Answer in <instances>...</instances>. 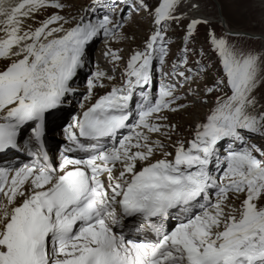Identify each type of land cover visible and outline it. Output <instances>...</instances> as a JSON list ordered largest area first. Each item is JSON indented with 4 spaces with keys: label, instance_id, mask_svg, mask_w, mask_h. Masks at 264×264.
<instances>
[{
    "label": "snow or ice",
    "instance_id": "obj_1",
    "mask_svg": "<svg viewBox=\"0 0 264 264\" xmlns=\"http://www.w3.org/2000/svg\"><path fill=\"white\" fill-rule=\"evenodd\" d=\"M121 2L128 12L121 9L119 20L105 15L95 21L61 15L62 0H19L8 7L0 2V61L8 62L0 70V153L19 149L29 124L34 142L42 145L46 114L75 91L72 82L95 38L116 36L141 11L156 26L144 50L129 58L123 83L65 130L74 145L66 151L84 155H65L54 166L46 155L30 152L33 163L0 168V264H264V148L250 143L254 136L264 139V112L257 111L255 95L264 82V56L236 49L210 30L222 75L202 97L192 84L209 69L200 61L188 66V44L209 21L191 18L179 62L167 74L171 82L153 95L145 89L154 61L166 63L167 30L186 18L184 0ZM188 7L201 5L191 0ZM48 10L38 27H25ZM105 56L121 59L114 52ZM105 79L115 77L97 71L85 99L105 87ZM138 89L142 102L133 113ZM204 97L214 101L191 138L173 140L177 126L167 123L168 114L187 111L196 101L208 105ZM80 138L93 142L91 148ZM125 218L139 220L143 227L134 231H150L152 238L116 232ZM173 218L175 226L166 228Z\"/></svg>",
    "mask_w": 264,
    "mask_h": 264
},
{
    "label": "rangeland",
    "instance_id": "obj_2",
    "mask_svg": "<svg viewBox=\"0 0 264 264\" xmlns=\"http://www.w3.org/2000/svg\"><path fill=\"white\" fill-rule=\"evenodd\" d=\"M91 1L92 0H62V3L65 4V9L61 13V15H64L67 18L75 17L76 19L84 16L87 18H91L94 21L98 18H103L105 15H102L101 13L105 11V8L95 7V9L93 10L94 7ZM132 2L133 0H127V4H132ZM190 2L191 0H184L180 9V11L185 14L186 18L182 20L178 25L176 23H173L170 27H168L166 40L170 41V43L168 44L169 55L166 58V66L162 65L163 77L165 78L166 76V81L164 83H167L169 81L167 74L172 70L173 64L179 62L181 50L184 47V38L187 34V25L190 21L189 15L192 16L196 13H199L209 21V24L200 25L198 27V30L194 33L190 43L188 44V47L190 49L188 54V66L197 67L195 62L200 61L209 69L206 78L197 77V83L192 84L193 90L199 91L201 96L203 97V90L205 86H210L218 76L222 75V69L219 59L216 53L212 51L208 40L209 31L214 30L217 36H223L224 38H226L228 42L236 49H240L243 51L251 50L264 56V0H194V2H197L201 5L199 10H193L189 8L188 4ZM8 3L9 4L5 5L6 7L15 5V3L11 4L10 0L8 1ZM146 3H148L149 6H153L157 3V0H146ZM117 9L119 10L110 14V16L114 15V18L116 20L120 19L121 9L125 10V14H127L128 12L127 7L120 8L118 6ZM52 11L53 10H48L46 12L36 14L34 20L25 21V27H28L29 25L32 28L38 27L39 21L46 19V17L50 15ZM219 14L223 15V18L228 24L227 25L225 22V28L221 27V24H219L218 22ZM99 15H101V17H99ZM155 28L156 26L152 22L151 15L147 12L141 11L139 14H135L133 16V21L131 23L125 21L123 28L117 31L116 36L105 37L101 34L100 36L95 38L93 42L86 48L85 67L78 71L76 77H74V79L80 78L78 81V84L80 85H78V89L83 90V93L85 92L84 89L86 88L87 82L89 80L88 76L93 77L96 73L95 64L96 59H98L97 57H102V55H105L106 52H114L117 56L121 57V59L114 62L112 60V57L110 56L112 65L110 68L107 63L103 64L102 62L103 66L102 70L100 71H104V73L106 74L111 73V75H114L115 77V79L112 81L105 79L102 82L106 81L109 84L113 82L116 83L113 86L118 85V83L122 81V77H119L120 69L124 70V66L127 65L128 59L135 52L144 50L145 43L151 33L155 30ZM201 49L203 50V54H201ZM5 63H7V61ZM89 65L90 67L91 65H93L92 67L94 68L93 71L90 70L91 74L85 73ZM159 65L160 63L158 59L155 60L152 74L157 73V67ZM4 68L5 66L3 67V69ZM164 72L166 73L165 75ZM83 73H85V75L82 77ZM164 78H161L160 80H163ZM73 81L74 83H77L76 80ZM108 83L105 84V87L103 88L98 87V89L102 90L99 95L111 88L110 86H108ZM186 91L187 89L182 90L181 94ZM83 95L85 96V93ZM83 95L82 100V97L80 95L74 94L73 98L70 101L73 104L72 107H76L79 109L81 105L84 106L85 101ZM255 95L257 97V100L260 102L257 111L264 112V82L259 83ZM80 98L81 103L76 105V101H79ZM204 98L209 101L208 105H204L196 101L187 111L168 114L169 120L167 121V123L175 124L177 126L176 132L173 134V140L177 138L189 139L192 136V129L194 125L199 120L203 119L205 113L208 112L210 106L214 101V97ZM191 99L193 101L196 100L195 97H192ZM185 102L187 103L188 101ZM59 119L60 116L57 119H52V121L58 122ZM155 138L164 139L163 137ZM164 142L170 143L166 140ZM250 143L264 148V139H261L258 136L252 137ZM236 203L238 204L239 201H237Z\"/></svg>",
    "mask_w": 264,
    "mask_h": 264
},
{
    "label": "bare ground",
    "instance_id": "obj_3",
    "mask_svg": "<svg viewBox=\"0 0 264 264\" xmlns=\"http://www.w3.org/2000/svg\"><path fill=\"white\" fill-rule=\"evenodd\" d=\"M8 1L9 0H5V1H3V3L6 5V4H9L8 3ZM13 1V2H12ZM10 2H11V4H13V3H18L19 2V0H10ZM221 17V18H220ZM220 17H218L219 19V24H221V23H223V24H225V22H226V20L223 18V15L221 14V16ZM191 18H204L202 15H200L199 13L197 14H194V15H192V16H190L189 15V19H191ZM0 19H2V18H0ZM226 24H227V22H226ZM225 24V25H226ZM228 25V24H227ZM230 29V28H229ZM4 36V33L2 32V31H0V38H2ZM98 59H96V65H95V71L97 72V71H100V70H102V66H103V64H108L110 67L112 66L111 65V57L110 56H105V55H102V57L101 56H99V57H97ZM6 61H0V70H3V67L4 66H6V64L8 63H5ZM102 62H103V64H102ZM94 70V68L91 66V71H93ZM121 70V72H124L125 71V68H124V70L123 69H120ZM112 71V70H111ZM110 71V72H111ZM104 72V71H103ZM113 72V71H112ZM166 73L164 72V75H165ZM108 76H112L111 75V73H109V74H107ZM113 77H114V75H113ZM93 77H89V80L90 79H92ZM79 79L80 78H75V80L77 81H79ZM166 76H165V78L163 79V80H160L161 82H165L166 80ZM88 80V81H89ZM121 80H123V79H121ZM75 81V82H76ZM104 84H107L108 82H106V81H104L103 82ZM114 84H116V83H113V82H111V84H109L108 83V86H110V87H112ZM111 90V88L110 89H108L107 91L109 92ZM84 91H85V93H86V95L84 96V101H85V104H84V106L83 107H79V109H80V111H82V110H84L85 108H87L89 105H91L95 100H96V98H97V96H99V93L102 91L101 89H94L93 90V97H92V99H85V97L88 95V93H89V89H88V82H87V85H86V88L84 89ZM106 91V92H107ZM158 91V90H157ZM105 93V92H104ZM155 93H156V91H155ZM103 94V93H102ZM74 109H77L78 110V108H76V107H71V111H73ZM64 118H65V114H63V115H61L60 116V120H63L62 122H61V124H63L64 123ZM200 121V120H199ZM53 121L51 120V123H52ZM50 123V122H49ZM53 123H58V122H53ZM60 123H58V127H56V125H51L50 127H48L47 128V133H48V140L50 141V142H53V140L54 139H52V136H50V134L51 133H54L55 135H56V132H55V130L57 129V130H60V132H61V129H60V125H61ZM50 125V124H49ZM48 125V126H49ZM61 134H62V132H61ZM62 136V135H61ZM155 138V137H154ZM253 139H256V138H253ZM57 141V140H56ZM259 142V141H258ZM52 161H53V164H54V166H55V159L54 158H52ZM126 225H127V221H125V222H123V224H122V226H123V228L124 227H126ZM114 230L116 231V232H118L119 233V231H118V229L115 227L114 228Z\"/></svg>",
    "mask_w": 264,
    "mask_h": 264
},
{
    "label": "water",
    "instance_id": "obj_4",
    "mask_svg": "<svg viewBox=\"0 0 264 264\" xmlns=\"http://www.w3.org/2000/svg\"><path fill=\"white\" fill-rule=\"evenodd\" d=\"M221 15L219 14V17H220ZM221 18V17H220ZM231 33H233V32H231Z\"/></svg>",
    "mask_w": 264,
    "mask_h": 264
}]
</instances>
